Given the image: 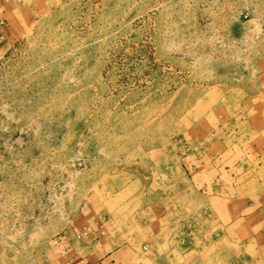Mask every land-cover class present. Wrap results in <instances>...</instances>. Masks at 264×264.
<instances>
[{"label":"rangeland","instance_id":"1","mask_svg":"<svg viewBox=\"0 0 264 264\" xmlns=\"http://www.w3.org/2000/svg\"><path fill=\"white\" fill-rule=\"evenodd\" d=\"M14 6L0 264H65L93 229L141 264H264L226 237L219 207L264 187V0ZM212 161L216 176L199 171Z\"/></svg>","mask_w":264,"mask_h":264},{"label":"crops","instance_id":"2","mask_svg":"<svg viewBox=\"0 0 264 264\" xmlns=\"http://www.w3.org/2000/svg\"><path fill=\"white\" fill-rule=\"evenodd\" d=\"M15 1L20 0H0V38L9 37L13 30L11 27ZM255 145L256 143L253 146ZM258 148L257 151L264 150V147L259 150ZM257 154L258 158L264 156V152ZM205 163L206 159H202L199 165L203 166ZM212 163L213 161L209 168H201L199 171L210 177L216 176L219 169L216 165L212 166ZM226 195L219 206L220 223L225 229L226 237L242 244L253 241L258 245L259 252H264V187L250 194ZM77 247L79 249L69 251L68 255L64 256L62 260L65 264H141L142 261L137 250L127 242H119L115 235L106 233L105 230L93 229Z\"/></svg>","mask_w":264,"mask_h":264},{"label":"built area","instance_id":"3","mask_svg":"<svg viewBox=\"0 0 264 264\" xmlns=\"http://www.w3.org/2000/svg\"><path fill=\"white\" fill-rule=\"evenodd\" d=\"M0 24H2V21H0Z\"/></svg>","mask_w":264,"mask_h":264}]
</instances>
